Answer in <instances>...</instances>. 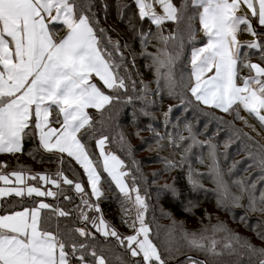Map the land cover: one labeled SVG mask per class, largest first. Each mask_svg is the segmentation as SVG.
<instances>
[{"label":"snow or ice","instance_id":"obj_1","mask_svg":"<svg viewBox=\"0 0 264 264\" xmlns=\"http://www.w3.org/2000/svg\"><path fill=\"white\" fill-rule=\"evenodd\" d=\"M156 5L160 12L156 11ZM135 7L141 21H150L148 32L139 31L141 48L146 49L151 40L156 41L155 52H141L152 61L149 67L156 84L152 95L167 92L170 98L179 99L186 106L195 101L197 107L203 105L232 115L234 120L243 121L244 127L256 131L240 115L243 109L264 130V0H181L179 6L173 0H135ZM93 8L94 0H0V153H20L25 139L37 140L39 149L61 154L56 157L60 165L65 163L64 154L74 160L87 178L85 186L79 179H69L62 167L54 175L30 174L23 166L10 173L0 171L3 185L0 197H19L22 207L0 215V264H167L150 238L151 228L145 220L148 205L135 186L136 177L132 176L130 186L126 178L132 174L124 170V161L112 152H105L109 137L100 131L95 140L100 150L99 160L94 161L86 150L84 138L96 135L86 109L101 113L97 123L103 125L105 110L118 109L134 99L150 102L148 84L141 81L137 88L125 66L120 42L112 40L99 27ZM196 15L206 39L201 47L195 46L197 30L192 22ZM254 21L258 28L253 26ZM165 22L175 25L168 35H164ZM57 25L64 30L63 35L58 36ZM129 26L133 32L137 31L131 18ZM151 26H155V32ZM240 33H247L252 39L241 41ZM186 44L192 46L191 71L187 77L182 72L177 79L175 67ZM253 55L259 63L252 62ZM242 69H247L248 75H241ZM130 91L141 95L136 97ZM171 110L169 106L163 113L165 123ZM141 111L148 115L144 109ZM82 129L83 135H78ZM188 131L192 143L184 152L199 143L190 128ZM232 131L244 143L249 157L264 168V144L234 124ZM156 135L159 140L164 139L159 133ZM119 142L123 149L126 146L123 133ZM173 142L169 137V143ZM209 148L212 159L209 175L216 184L217 207L230 212L233 208H244L245 215L239 219L246 225L248 213L264 216V191L257 198L254 184L233 181L238 188L233 193L216 165L213 146ZM128 151L131 155L130 146ZM183 160V156L179 163L164 158L165 170L171 171ZM6 167L7 164H0V169ZM102 174L110 178L109 188L114 184L123 198L122 223L131 234L119 233L104 218L99 203L104 197ZM187 179L193 188L202 187L191 168ZM29 180L37 183L29 184ZM61 184L71 186L80 196L72 220L73 225L80 224L78 227L67 223L61 226V218H69L74 210L31 200L33 196L57 197L63 191ZM164 187L176 191L174 185ZM25 197L32 206H23ZM64 199L72 198L65 195ZM242 200L246 203L242 204ZM205 216L211 219L209 213L205 212ZM249 227L257 239L264 241V220ZM181 231L189 248L205 256L203 260L188 256L189 264H245V257L246 264H264V246L257 247L223 222L211 225V235H205L209 231L207 227L200 235ZM96 234L104 238L103 244L97 242ZM217 234L223 235L218 239ZM110 238L115 241L114 247H108ZM165 251L169 257L173 254L170 246Z\"/></svg>","mask_w":264,"mask_h":264},{"label":"trees","instance_id":"obj_2","mask_svg":"<svg viewBox=\"0 0 264 264\" xmlns=\"http://www.w3.org/2000/svg\"><path fill=\"white\" fill-rule=\"evenodd\" d=\"M173 3L179 6L181 0H173ZM93 11L96 14V19L99 21V27L104 28L106 30L107 36H110L112 40H118L120 42L122 46L121 51L126 57L125 66L131 74L132 80L136 81L137 88H140L141 81H143L145 84H148V86L149 84L152 85V89H149L150 91L147 96V99L148 101H150V103L145 104L140 99H134L132 103L123 104L118 109L105 110L103 113V125L97 123V121L101 120V113L97 111L88 112V114L92 117L93 127L96 130L95 137L84 138L86 150L91 154V158L94 161L99 160L96 153L95 140L99 138V132L103 131L104 134L109 137V140L106 142L107 149L116 154L121 160H123L126 169L131 171V168L133 166L132 161L135 160V158L134 156L132 157V155H129L128 146H130L131 152L136 151L139 153L141 151V149L137 147V143H130L132 142V137L136 136L134 135L135 132L133 131L139 130V132L142 133L141 136L143 140L147 139L148 137L159 138L156 133H159L161 136H165V134L160 133V128L157 127V129H155L152 126H158L159 124L161 127L165 124V128L167 126H170L169 120H167L168 122L165 123V117L163 113L168 110V104L170 103L171 98L163 95L154 96L151 94V90H154L156 88V84L154 82L155 75L152 74L154 72L149 67L152 61L146 58L144 55H141V52H153V50L156 49V41L151 40V43L148 44L146 49L141 48L139 31L143 30L144 32H148L150 30V21H148L147 19L141 21L138 18V10L135 7V1L94 0ZM196 17V23L198 25L199 16L196 15ZM129 18H131L132 24L137 29L136 32H133L131 30L129 26ZM192 23L194 27V20ZM167 26L169 29L170 27H175V25H173L171 22H165L163 26L164 34L167 33L165 31V28ZM152 28L155 32V26H151V31ZM197 28L199 30V25L197 26ZM166 35H168V33ZM198 38L201 43H205L206 39L204 37V34H202V36ZM125 44L127 45V48L123 47V45ZM189 49L191 50L190 45L186 44L183 52L184 54H182L180 60L177 61L175 69L177 79H179L180 70L182 69L183 64H185ZM185 67L187 70L189 68L188 64ZM120 73L121 75L124 74L123 69L120 70ZM152 76H154L153 81H150L152 79ZM129 94H132L136 97H139L141 95L140 92H136L133 94L131 93V91L129 92ZM174 103L177 104V107L179 109H185L184 115H179L180 122L184 117L192 120V118L198 116V113L200 112L204 116L198 118V121L196 123L197 126L206 123L208 126L207 128H213L218 124H222L223 126H225L226 129H223L221 125L219 126L225 131L230 130L231 128L228 123H225V121L229 119V114L220 112L217 109L206 108V110L210 111L211 114H216V117H223L224 122H222L217 118L209 116L208 114H206V112L198 110L195 101H193L192 105L190 106L182 104L179 99H175ZM141 109H144L148 113V115H145L144 112L141 111ZM155 113L158 114V116L149 115ZM171 115L172 112H170L167 119H171ZM172 121L177 122L176 120ZM190 122L194 123L193 121ZM230 122L231 124H234L236 128L243 129L242 125L239 126L234 122V120ZM84 131L85 130L82 129L79 135L82 136ZM145 131H148L147 135H144ZM243 131L245 130L243 129ZM121 133H123L126 141V146L123 149L121 147V143L119 142ZM249 135L251 134L249 133ZM128 136H130V139ZM251 136L254 137L253 135ZM254 139L258 140L255 137ZM239 143L238 145H240ZM167 145H169V140L167 142ZM29 153H32V155H30ZM152 155L153 158L151 157ZM34 156L35 158H33ZM59 156V154L48 153L43 151V149H39L37 140L25 139L22 144V152L11 155L0 153V164L4 163L7 164V167H9L11 166L10 164L15 163L17 167L16 169H18V166H23L31 173L35 171L36 173L47 172L48 174H53L56 172V169L58 167H62L65 171V175L69 179H72L74 181L79 179V181L86 186L87 178L83 173V169L80 168V166L76 164L74 160H71V158L67 157V155H64L65 163L63 165H60L56 159V157ZM50 157L51 162H49ZM149 157L155 160L157 159L161 162L164 161L165 158V156L161 152L152 153L151 155H149ZM228 158L229 160L233 159V156L226 157L224 160ZM254 163L257 162H254L247 153L235 162V167L233 166L231 170H229V168L227 167L228 169L225 172H227L231 176L230 182L234 186V191H238V188L237 185L233 183V181H243L245 185L254 184L255 195L258 198L260 192L264 191V168H261L258 163ZM207 164L208 162L206 163L203 160L198 161L196 166L200 169L195 171L193 177L205 179L207 182H209V178L205 176ZM48 165H53L54 170H52L50 167H46ZM236 167H238V169ZM189 168L191 167H187L186 165L181 164L171 170L174 177L173 180H175V193L168 188L166 189L148 183L149 179H147V177H145L144 175H141L143 177H141V180L142 182H144L143 185H145L143 187L141 185L142 182L140 183L136 178V185L140 188L145 198L147 197L146 203L148 205V209L145 213V220L151 228L150 238L161 251V255L166 259L167 264H189L186 259L188 256H191L194 259H205L203 253L189 248L187 242L183 239L181 230L183 229L184 231H187L189 233L196 232L197 235H200L201 230L207 227L209 231L205 233V235H211V225L216 224L218 221L223 222L229 229L238 233L239 235L249 238L251 243H253L257 247L264 246V241L257 239L255 232L251 231L249 227V225H258V221L264 220V216H262L258 212L248 213L247 225L241 223L239 218L240 216L245 215V209L233 208L230 212L224 208H218L217 193L215 191L216 188L212 185H203L200 183L199 184L202 185V187L193 188V186L188 183L187 179ZM240 178H242V180ZM102 179L104 180L101 185L104 192V197L100 199L99 203L104 218L119 233L126 235L127 227L122 223L123 214L121 213L118 204L123 198L114 184H111V188H109L110 178H108L106 174H102ZM214 185L216 186L215 183ZM61 188L63 189V191L59 192L57 197H49L48 199H46V202L53 205L54 207L59 206L66 211L74 210L72 216H70L69 218H61V226L67 223L69 226L78 227L80 226V224L77 222L75 225H73L72 220L75 219V210H77V206L80 204V196L76 194L71 186L62 185ZM86 190L90 192V189L86 188ZM154 193L161 194L159 202L161 204H165L166 210L171 212L175 217L180 218L179 222H176L175 225H173V222L167 219V215H164V213L159 210L157 201H154V199H152L151 197ZM65 195L70 196L72 199L70 201L65 200ZM20 199L21 198L15 197L3 198L1 200L0 212H7L17 208H22ZM31 200L36 201V198H31ZM241 203H246V200H242ZM30 205V200L24 198L23 206ZM186 209L189 210L186 211ZM204 209L207 210L204 211ZM205 212L211 215V219H208L205 216ZM53 220H55V217H53ZM222 235L223 234H217V238L219 239ZM96 236L97 242L103 244L104 238L99 236V234H96ZM114 245V239L110 238L108 247H114ZM169 246L173 253L170 257L168 255V252L165 251V248ZM244 259L246 264L247 258L245 257Z\"/></svg>","mask_w":264,"mask_h":264},{"label":"rangeland","instance_id":"obj_3","mask_svg":"<svg viewBox=\"0 0 264 264\" xmlns=\"http://www.w3.org/2000/svg\"><path fill=\"white\" fill-rule=\"evenodd\" d=\"M156 11L157 12L161 11L158 5H156ZM241 11H243V9ZM237 14H241V13L238 12ZM196 18L197 17H195V19H194V23H195L194 28L197 30V32H196L197 39H196V45L195 46L201 47L203 45V43H201V41H199L198 37L202 36L203 32H202V30H200L199 18H198V25H199V30H198ZM253 26L257 27V28L259 27L255 23V21L253 22ZM152 31L154 32L153 28H152ZM165 31L167 33H169L168 26L165 28ZM57 34H58V36L64 34V30L61 29L60 25H57ZM166 34H164V35H166ZM238 39L241 41H244V40H250V39H252V37L250 35H248L247 33H240V34H238ZM205 43H206V41H205ZM190 47H192V46L190 45ZM155 51H156V49L153 50V52H155ZM182 54H184V53H182ZM190 57H191V50L189 49L188 55H187L186 60H185V64L186 65L188 64V66H189V68L187 69L188 71L186 70L185 64H183V67L180 70V74L183 72L185 77H187V75L191 71ZM251 60L253 63H259L260 62L258 60L257 56H254V55L251 56ZM175 69H176V67H175ZM152 74L154 75V73H152ZM240 74L241 75H248V70L242 69ZM153 77L154 76H152V79L150 81H153ZM93 80H94V82H96L98 84V86L103 87L102 84L95 77H93ZM149 89H152L151 84H149ZM104 91H106V89H104ZM162 95L169 97L167 92H164ZM174 102H175V99L171 98L170 103L168 104V108H169V106H171V108H172L171 119H167V120H169V123H170L169 124L170 126H167L169 128H167V127L165 128V124L162 127L160 126V124L158 126H152L155 129H157V127L160 128V133L165 134L166 137L164 136L163 140H159V138H156V137H148L147 139L143 140V138L141 136L142 133H140L139 130L133 131V132H135L134 135H136V136L132 137V139H131L132 142H130V143L131 144L137 143V147L139 149H141V151L139 153L136 151L131 152V155H132V157L134 156L136 163L135 164L132 163L133 166L131 168V171H129L125 167L124 170L127 172H130L132 174L126 178V182L131 186L132 176H135L139 180V182L141 183L142 182V180H141L142 176L141 175H144L145 177H147V179H149L148 183H150L152 185H157L158 187H163V188H165L164 187L165 184L174 185L175 180H173L174 179L173 173L171 171L165 170V162L164 161H162V162L158 161L157 159L156 160L152 159L153 155L151 156L152 158H150L149 155H151L152 153H155V152H161L165 156V158H167L168 160H173V161H176L178 163L181 161V156H183L184 160L179 165L184 164L187 167H191L192 174L194 175L195 171L200 169L199 167L196 166L198 161L203 160L206 163L208 162L209 165L212 164V159L210 158V155H209V153H210L209 145H211V146H213V149L215 152L216 165H217V167L220 171V174L222 175L224 181L227 183L229 189L233 193L238 192L237 190L234 191V186L230 182L231 176H230V174H228L225 171H227L228 168H229V170H231V168L235 165V162L238 161L240 159V157L244 156L248 152L245 151L244 143L242 142V140L240 138H237L233 134V131H232V125L233 124L228 123L231 126V128H230V130H226V131L223 130L226 128L222 124H218L217 126H214L213 128H207L208 126L206 123H203V124H200L199 126H197L196 123L198 121V118L204 116L200 112L198 113L199 115L192 118V120L184 117L183 119H181V122H180L179 115H184L185 109L184 108L179 109L177 107V104H175ZM204 107L205 106H203V105L202 106L199 105L198 110H201L202 112H206L209 116L216 118V114H211V112L207 111L206 108H204ZM89 111H96V110L93 108L86 109L87 113ZM55 114L56 113L53 112V116H55ZM149 115L150 116H152V115L158 116V114H156V113L155 114H149ZM240 115L245 117V119L248 121L249 124L254 125L256 128V131H253L251 128L244 127L243 121L234 120L232 115H228L229 119H227L225 121V123L228 121L234 120V122L236 124H238L239 126L242 125L243 129L246 132L250 133L255 138H257L262 144H264V130H261L259 123L252 116H249L243 109H240ZM164 120H165V118H164ZM172 120H176L177 122L172 121ZM190 121H193L195 124L191 123ZM221 121L224 122L223 120H221ZM220 125L223 129L221 127H219ZM53 126L58 127V125H53ZM189 128L191 129L192 135L195 136L196 140L199 141V143L194 144L188 152H184V148H186L188 146V144L192 143V141L190 139H188L189 138V131H188ZM257 132H260V135H257ZM147 133H148V131H145L144 135H147ZM181 136L184 137L185 139L180 140L179 138ZM128 137L130 139V136H128ZM169 137H171L174 142L169 143V145H167ZM158 140H159V146L157 143ZM239 142H241V143H239ZM238 143L240 145H238ZM177 145H179V146H177ZM95 146H96V144H95ZM104 149H105V152H111L107 149L106 143H105ZM53 153H55V152H53ZM96 153H97L98 159H100V150L97 147H96ZM56 154H59V153H56ZM59 155H61V154H59ZM64 155H66V154H64ZM230 156H233V159L229 160V158H228V159H226L227 161L224 160L226 157H230ZM254 162H257V161H254ZM101 163H102V161H101ZM257 163H254V164H257ZM1 164H4V163H1ZM208 164H207L205 176L209 178L208 179L209 182H207L205 179H200L197 177H194V178L198 179L200 184L212 185L216 188V186L213 183L212 177L209 175ZM10 165L11 166H9V167H6L4 169H0V171L10 173L13 171V169L17 170L15 163H12ZM46 167H50L52 170H54L53 165H48ZM137 168H139V171H137ZM236 168L238 169V167H236ZM29 173L31 174V172H29ZM33 173H36V172L33 171ZM153 173H156L157 175L154 176ZM53 175H54V173H53ZM11 179L14 180L15 178L11 177ZM240 179L242 180V178H240ZM153 181H155V182H153ZM27 182L29 184H36L37 183L34 181H30V180ZM143 184H144V182L141 183V185L144 187L145 185H143ZM62 185L63 184H61V186ZM0 186H3L2 183H0ZM135 186L139 189L140 195L145 198V196L142 194L140 188L137 185H135ZM45 187H52V186L47 185ZM52 190L57 191V189H55V188H53ZM8 197H15V196L10 195V196H6V197H0V209H1V200L3 198H8ZM151 197H152V199H154V201H157V205L159 207V210L162 213L168 214L167 215L168 220H171V222H173V221L179 222L180 221V218L175 217L171 212L166 210L165 204H161L159 202V198L161 197L160 193H158V194L154 193V194H152ZM15 198H19V197H15ZM25 198L29 199L28 197H25ZM32 198H36V202L43 200L45 203H47L46 199H48L49 197H35V196H33ZM146 200H147V197L145 198V202H146ZM118 204H119V209H120V203H118ZM30 206H32V205H30ZM126 207H130V205H126ZM19 210H22V208H17V209L7 211V212H0V215L10 214L12 211H19ZM206 210L207 209H204V211H206ZM89 214H91V213H89ZM132 215H134V213ZM187 223H189V222H187ZM127 234H131V230L129 228H127Z\"/></svg>","mask_w":264,"mask_h":264}]
</instances>
